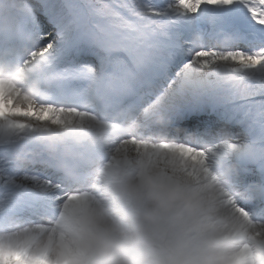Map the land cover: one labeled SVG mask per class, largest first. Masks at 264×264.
Masks as SVG:
<instances>
[{
    "label": "snow or ice",
    "instance_id": "obj_1",
    "mask_svg": "<svg viewBox=\"0 0 264 264\" xmlns=\"http://www.w3.org/2000/svg\"><path fill=\"white\" fill-rule=\"evenodd\" d=\"M97 166L217 185L234 241L217 253L249 258L264 243V0H0V264H103L78 231L106 238L80 223L105 195Z\"/></svg>",
    "mask_w": 264,
    "mask_h": 264
},
{
    "label": "clouds",
    "instance_id": "obj_2",
    "mask_svg": "<svg viewBox=\"0 0 264 264\" xmlns=\"http://www.w3.org/2000/svg\"><path fill=\"white\" fill-rule=\"evenodd\" d=\"M218 175L226 188V173ZM97 178L105 195L87 209L80 223L106 238L100 239L96 231H78L97 242L103 264H233L217 253L218 248L234 243L220 238L231 213L217 185L209 183L201 192L187 191L157 183L151 175L142 181L119 171L104 176L99 166L93 180ZM67 180L74 183L77 178L68 173ZM41 239L47 240V234ZM248 243L251 256L240 258L238 264H264V243ZM192 247L198 249L195 257L189 255Z\"/></svg>",
    "mask_w": 264,
    "mask_h": 264
}]
</instances>
